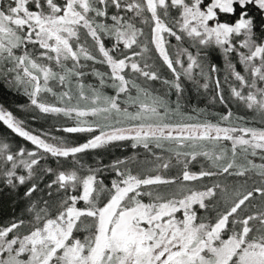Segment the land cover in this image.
<instances>
[{
    "label": "snow or ice",
    "instance_id": "6c2138e0",
    "mask_svg": "<svg viewBox=\"0 0 264 264\" xmlns=\"http://www.w3.org/2000/svg\"><path fill=\"white\" fill-rule=\"evenodd\" d=\"M185 82L222 109L185 111ZM0 85L71 122L37 133L0 106L32 145L0 139L24 205L0 264H264V0H0ZM124 142L144 161L83 159Z\"/></svg>",
    "mask_w": 264,
    "mask_h": 264
},
{
    "label": "trees",
    "instance_id": "16d2710c",
    "mask_svg": "<svg viewBox=\"0 0 264 264\" xmlns=\"http://www.w3.org/2000/svg\"><path fill=\"white\" fill-rule=\"evenodd\" d=\"M173 44L176 42L173 40ZM195 52V50H193ZM213 60L217 62L219 65H222L223 60L219 54L213 55ZM161 75L165 78L170 77V73L166 68L161 69ZM221 79L223 80L224 72L221 71L219 74ZM155 88L163 92L165 90V86L160 84L159 82L155 83ZM185 92L184 99L182 104L184 106V110L187 112H191L193 108L197 109H205L210 113H218L222 106L219 104L210 103L211 99V91L204 92V90L197 91L196 87L192 85L190 82H185ZM111 93V90H108ZM225 95H228V87L224 85ZM170 98L175 100V93H170ZM25 107H21V106ZM0 106L5 107L7 110H10L16 115L18 119H23L26 121V124L30 130H33L39 133L41 130L44 132H53L54 135L60 136H68L69 134L56 132L55 129L57 127L64 126L65 124H70V121H65L60 117L46 116L40 114L38 111L31 109V106L28 103L27 97L22 93H17L15 90L9 89L6 85H0ZM231 110L237 115L252 117V114L248 112L242 105H238L235 101L230 100ZM35 117V119H34ZM7 138V142L11 143L15 148L17 146H25L31 148L32 145L30 143L24 141L22 138L15 136L10 132V130L6 129L5 126L0 124V139ZM85 136L83 135H75L70 137V140H75L77 143L84 142ZM145 152L142 148L132 149L127 146V142H124L122 146H111L108 149L101 150L99 155L95 152H89L84 154L83 159L88 164H93L96 159L102 160L105 164L114 161L117 158L125 159L127 157L135 156L138 160L144 161ZM48 164L55 167L54 161L51 159L48 160ZM194 171L198 170V166L193 168ZM20 191H23L21 189ZM24 205L22 201H17L16 194L3 189L0 190V222H7L9 219H13L16 216L22 214V209Z\"/></svg>",
    "mask_w": 264,
    "mask_h": 264
}]
</instances>
